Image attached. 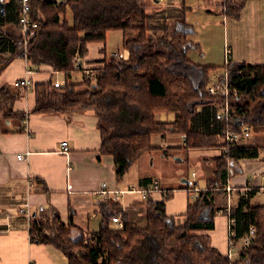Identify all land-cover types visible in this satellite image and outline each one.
Listing matches in <instances>:
<instances>
[{
    "label": "trees",
    "instance_id": "trees-1",
    "mask_svg": "<svg viewBox=\"0 0 264 264\" xmlns=\"http://www.w3.org/2000/svg\"><path fill=\"white\" fill-rule=\"evenodd\" d=\"M247 1L224 0L218 5L223 15L238 18ZM148 5V0H32L31 17L38 29L26 52L22 48L20 4L9 0L5 13L0 14V74L20 56L27 59L29 70L49 64L62 73V86H55L54 79L35 86L33 110L47 114L95 111L100 119L101 152L114 157L117 182L154 148L153 134H186L183 149L189 152L218 146L227 126L240 130L250 125L255 132L264 131V64L230 61L228 54L227 77L220 79H227L229 105L236 114L231 122L217 119V110L226 97L208 91L209 73L215 66L188 57L192 43L186 33L193 28L186 21L187 7L180 6V16L174 7L177 20L172 33L157 36L150 35L154 27L148 24L153 21ZM68 10L72 20L67 19ZM168 21L154 22L168 25ZM10 25L18 27L19 36L12 33L15 28L10 29ZM114 30L122 31L121 46L129 51L128 59L105 56L100 65H88L93 75H84L80 83L68 82L69 75L85 70L76 64H84L88 43L106 42ZM16 88L10 84L0 87L1 124L26 118L25 112L14 110V102L20 97ZM159 110L178 112V119L157 122L155 112ZM261 148L239 142L229 148L227 158L216 157L221 164L220 182L209 180L200 187L197 198H190L187 222L181 227L166 211V199L173 194L169 189L162 201L150 196L143 201L145 217L141 222L117 199L106 197L100 203V227L90 236L73 223L72 216L66 223L55 210L50 215H31V237L62 250L69 264H264V204L252 203L259 188H249L242 195L239 189L238 201L231 208L235 235L230 241L234 246L242 243L251 226L255 227V234L249 244L241 246L238 258L221 253L210 238L217 214L215 196L223 192L239 159L256 158ZM185 186L190 192L194 190L193 181ZM114 216H120L122 227L113 222Z\"/></svg>",
    "mask_w": 264,
    "mask_h": 264
},
{
    "label": "crops",
    "instance_id": "crops-1",
    "mask_svg": "<svg viewBox=\"0 0 264 264\" xmlns=\"http://www.w3.org/2000/svg\"><path fill=\"white\" fill-rule=\"evenodd\" d=\"M221 1L217 0V4ZM181 2L174 0V7L185 8V2ZM206 2L213 3L214 0ZM252 2L253 0H248L246 3L248 6L255 5ZM245 17H249V12L243 18ZM107 46V40L89 42L87 54L83 58L84 64L92 67L100 65L99 61L105 56L110 57L113 52L111 50L109 53ZM227 54H230L232 61L264 64V44L253 40H247L243 48H232L226 56ZM188 57L193 59L189 52ZM76 74L84 76L83 72H74L67 77L68 82L78 83L82 79ZM59 75L63 74L55 71L49 64L40 65L38 70H29L27 59L21 56L15 57L0 74V87L4 84L12 85L17 79H29L27 88H16L20 97L14 102V110L25 112L26 118L0 123V264H29L30 261H35L36 264H69V259L62 250L32 239L31 216L28 217L20 209H29L31 215L37 216L50 215L56 210L66 223L72 216L73 223L84 234L89 235L100 227V203L106 197L117 199L127 213L133 216L135 212L143 213L136 208H143L144 200L131 190L159 183L160 188L153 189L150 197L155 201H162L165 199L163 189L173 190L172 196L166 199V211L174 217L177 226L181 227L187 222L190 188L185 186L187 183L174 182L173 172L168 174L161 166H157L160 165L158 158H168L164 155L167 156L174 150H184L186 139L183 134L174 131L166 135L153 134L151 142L154 148L145 152L124 178L117 182L114 157L101 152L100 119L95 111L47 114L33 110L36 105L35 86L53 79L64 80V75L63 78L58 77ZM178 116L179 113L175 111L159 110L155 112V121L173 123ZM262 134L253 137L251 133L252 137L250 135L241 140L263 148L256 158L239 159L235 165L236 171L229 175L223 192L215 196L217 214L215 227L210 230L211 243L221 253L228 254L233 259L238 258L240 248L230 244L227 209L236 205L239 189L264 187V132ZM177 135L181 137L180 141H176ZM64 140L69 143V150L65 152L61 151L60 146ZM215 149L217 147L192 149L187 154L186 151L183 152V156L178 151L175 156L179 162L192 159L195 166L199 165L202 171H206L205 168L216 165L215 159L220 156ZM27 151H30L27 159L17 157ZM208 181L205 180L204 186ZM196 182L204 187L199 180ZM219 182L220 179L217 180ZM103 183H106V192L102 191ZM228 197L231 202L227 205ZM262 198L264 197L257 193L252 198V203L264 204Z\"/></svg>",
    "mask_w": 264,
    "mask_h": 264
},
{
    "label": "rangeland",
    "instance_id": "rangeland-1",
    "mask_svg": "<svg viewBox=\"0 0 264 264\" xmlns=\"http://www.w3.org/2000/svg\"><path fill=\"white\" fill-rule=\"evenodd\" d=\"M181 1H184L186 7H188L186 21L193 28L192 32L186 33L187 37L189 38V40H191L192 43L188 51L189 55L191 56V58H193L192 60H194V62H200L204 65L215 66V68L212 69L209 73V83L207 87L210 85V83L218 81L221 76L226 73V62H228L226 53H229L232 48H243L244 43H246L247 40H253L258 44H264V0H253L252 3L256 6L250 4L248 6V3H246L247 7L245 6L240 14V17L238 18L231 16L228 17L221 14V9L217 4V0H214L213 3L208 2L209 4L206 2V0ZM181 1L178 0V2L182 3ZM148 3V7L150 9L149 13H152V15H149L151 18H153L152 22L157 19L161 22H163L165 19L169 20L168 25H162L157 22L152 23L148 21L149 27L152 24L154 27V31L152 30L150 32V35L154 34L157 36H166L167 34H171L174 27V22L177 20V17L174 16V0H160L159 2L148 0ZM176 9L178 10V12L176 13L180 16L182 12L180 7ZM252 9L254 10L251 11ZM248 12L249 17L243 18L244 15H246V13ZM66 16L68 20H72L70 10L67 11ZM9 28H15L12 29V33L15 36L20 35L17 26L10 25ZM121 35L122 31L120 30H114L108 33V52L114 51L113 49H123L121 46ZM193 43H195V46ZM23 45L24 44H22V48H24ZM196 45H198V47H196ZM76 76H81L80 78H82L81 74H76ZM58 77L63 78V75H59ZM80 82H82V80H80L78 83ZM85 88L87 87L81 86L80 89ZM226 102L229 103L228 97H226L225 103ZM263 132L264 131H253L252 135L253 137H255L258 134L261 135ZM180 138L181 137L177 135L176 141H180ZM204 149L210 148H203V150ZM178 151H181V153H179ZM183 152L185 153V150H174L172 152H169L167 156L164 155V157L168 158H158V162L160 165L157 166H161L162 169L168 174H171V172H173L174 182L176 181L178 183L182 182V178H188L193 182L199 180L200 184L203 186L205 185L206 179L211 181H219L220 178L218 175V170L221 167V164H218V161H216L217 163L215 166L212 165L213 167L210 166L209 168H205L206 171H202V168L199 165L195 166V163L192 159H186L183 162L177 161L175 155L179 153L181 156H183ZM199 171L201 173H199ZM193 172L196 173V176L192 174ZM197 174L201 175H199L198 177ZM258 195L264 197L263 194ZM262 200H264V198H262ZM230 202L231 199L228 197L227 205ZM136 209L139 211H143V213H133L134 219L138 222H141V219L145 217L144 210L141 207H137ZM90 235L91 234H89L88 236ZM242 245V243H238L235 246L241 248Z\"/></svg>",
    "mask_w": 264,
    "mask_h": 264
},
{
    "label": "built area",
    "instance_id": "built-area-1",
    "mask_svg": "<svg viewBox=\"0 0 264 264\" xmlns=\"http://www.w3.org/2000/svg\"><path fill=\"white\" fill-rule=\"evenodd\" d=\"M3 2L5 5L9 2V0H0ZM31 1L32 0H17V2L20 4V29L22 33V44L24 47V51H27L28 44L31 42L33 37L37 34V29L38 25L32 20L31 17ZM56 3L60 2L61 0H53ZM112 57L116 58H124L128 59L129 57V51L127 49H121V50H115L111 53ZM228 58V54H227ZM80 63L76 64L77 66H82L85 70H83L84 75H93V72L90 71L88 65L81 64ZM226 75V74H225ZM227 77V76H225ZM54 85L59 87L62 86L63 82L61 79H54L53 81ZM12 85L22 88H27L29 86V79L27 77L22 78V79H17L15 80ZM229 84L227 82V79L225 81H222L219 79L216 82L210 83L208 86V91L211 95L213 96H220L221 94H224L225 97L229 96ZM236 114V110L232 108L228 102H226L224 105H222L219 108V111L216 114L217 119H221L226 122H231L233 121L234 117ZM254 131V127L248 125L241 127L240 130H235L232 128V126H227L226 127V132L224 136L220 135V142L219 145L216 146L217 149L216 152L218 151V154L220 156H223L224 158H227V153L229 151V148L234 146L236 143L241 142L243 138H247L251 135V133ZM183 138L187 139L186 134H183ZM61 146V151L65 152L69 150V143L68 141H62L60 143ZM30 154V151H27L25 154H18L17 157L20 159H27L28 155ZM193 175L196 176V173L193 172ZM196 181H194V190L190 193V198L195 199L198 197V192L200 191V186ZM103 188L102 191L106 192V183L102 184ZM160 184L159 183H154L152 185H147L143 187H138V188H133L131 191L137 192L139 194V197L142 200H145L150 196V192L153 189H159ZM164 193L168 192V189H163ZM248 189H244L241 191L242 194H247ZM258 194H263L264 195V187L258 190ZM21 212L26 214L28 217L31 216V212L29 209H20ZM228 212V217H229V238L233 237L235 235V229L233 225L235 224V218L234 216L231 215V207H228L227 209ZM113 222L122 227L123 226V221L120 218V216H114L113 217ZM255 234V227L251 226L249 234L242 240V244L246 246L249 244L250 239L253 237ZM231 242V241H230ZM232 247H234L233 242L230 243ZM230 256V255H229ZM29 264H36L35 261H30Z\"/></svg>",
    "mask_w": 264,
    "mask_h": 264
},
{
    "label": "water",
    "instance_id": "water-1",
    "mask_svg": "<svg viewBox=\"0 0 264 264\" xmlns=\"http://www.w3.org/2000/svg\"><path fill=\"white\" fill-rule=\"evenodd\" d=\"M5 7H6V5L0 1V14L5 13ZM181 181L183 183H187V184L191 182V180H189L188 178H183Z\"/></svg>",
    "mask_w": 264,
    "mask_h": 264
},
{
    "label": "bare ground",
    "instance_id": "bare-ground-1",
    "mask_svg": "<svg viewBox=\"0 0 264 264\" xmlns=\"http://www.w3.org/2000/svg\"><path fill=\"white\" fill-rule=\"evenodd\" d=\"M152 11V10H151Z\"/></svg>",
    "mask_w": 264,
    "mask_h": 264
}]
</instances>
